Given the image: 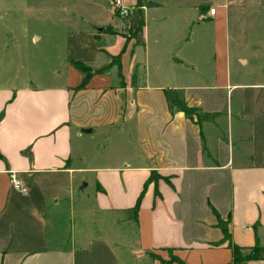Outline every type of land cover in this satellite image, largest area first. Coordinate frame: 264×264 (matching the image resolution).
<instances>
[{"label":"crops","instance_id":"crops-1","mask_svg":"<svg viewBox=\"0 0 264 264\" xmlns=\"http://www.w3.org/2000/svg\"><path fill=\"white\" fill-rule=\"evenodd\" d=\"M123 1L125 17H80L54 81L0 86V264H225L229 241L264 246V0ZM70 58L99 70L81 85ZM176 95L218 115L198 123Z\"/></svg>","mask_w":264,"mask_h":264},{"label":"rangeland","instance_id":"rangeland-1","mask_svg":"<svg viewBox=\"0 0 264 264\" xmlns=\"http://www.w3.org/2000/svg\"><path fill=\"white\" fill-rule=\"evenodd\" d=\"M107 5L113 9L111 0ZM107 5L105 0H0V86L54 81L58 70L64 69L69 31L84 23L81 16L108 22ZM83 182L77 176V198L90 193L91 187H82ZM68 230L79 242L77 216L69 221ZM248 252L240 249L231 264H264V259H247Z\"/></svg>","mask_w":264,"mask_h":264},{"label":"trees","instance_id":"trees-1","mask_svg":"<svg viewBox=\"0 0 264 264\" xmlns=\"http://www.w3.org/2000/svg\"><path fill=\"white\" fill-rule=\"evenodd\" d=\"M137 3L138 4H145V5H154L155 4V2L153 0H137ZM70 62L75 67H77L82 72H84L81 85H83L85 83V81L88 79V77L92 74L93 71L99 70V69L92 70L91 67L89 65H87L86 63L79 61V60L72 59V58H70ZM169 103H170V106L176 107V108L184 111V113L188 117L194 119L198 123H201L203 120H206V119L213 120L214 117L216 115H218V112L210 114V113H206V112L202 111L197 106L189 105V104H187V102L180 99V97L177 95L173 96V98H170ZM202 144H203V134H202ZM141 193L139 194V196H138V198H137V200L133 206L127 207L124 209L125 215L127 217L133 218V219H135L137 217V211L139 208V198L141 196ZM213 211L217 217V225L223 231V237L218 241V243L221 241H224L226 239L229 240L230 239L229 217L223 218L214 208H213ZM228 244L230 245V247L232 249V257L235 259L238 257L240 249H249V252H248L247 257H246L247 259H264V246L260 245L257 240L252 245H239L236 243H231L230 241ZM170 259L176 260L180 264H185L184 261H182L177 256H173V254H171ZM225 264H231V262L229 261ZM245 264H248V263H245ZM258 264H260V263H258Z\"/></svg>","mask_w":264,"mask_h":264},{"label":"built area","instance_id":"built-area-1","mask_svg":"<svg viewBox=\"0 0 264 264\" xmlns=\"http://www.w3.org/2000/svg\"><path fill=\"white\" fill-rule=\"evenodd\" d=\"M111 4H112L111 6L113 7V9L116 10L121 17H125L128 15L130 9H129V6L124 3L123 0H111ZM214 11H215L214 7L208 8L209 14H213ZM199 15L202 18L206 17V14L204 12H200ZM9 176H10V181L12 182V185L15 188H18L20 190H25V187L22 185L20 179L17 176V172L15 170H10Z\"/></svg>","mask_w":264,"mask_h":264},{"label":"water","instance_id":"water-1","mask_svg":"<svg viewBox=\"0 0 264 264\" xmlns=\"http://www.w3.org/2000/svg\"><path fill=\"white\" fill-rule=\"evenodd\" d=\"M85 185V182L83 183V186Z\"/></svg>","mask_w":264,"mask_h":264}]
</instances>
